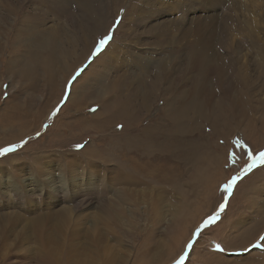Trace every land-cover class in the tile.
Returning a JSON list of instances; mask_svg holds the SVG:
<instances>
[{"label": "rangeland", "instance_id": "1", "mask_svg": "<svg viewBox=\"0 0 264 264\" xmlns=\"http://www.w3.org/2000/svg\"><path fill=\"white\" fill-rule=\"evenodd\" d=\"M19 1L15 7L11 0H0L4 9L0 149L14 146L13 151L0 153V215L5 214L4 220L19 216L29 223L45 210L55 211L61 227L57 236L68 241L65 245L73 247L75 255L66 264H177L187 249L179 264H264V0L245 1L248 7L243 0H212L211 6L206 0H86L93 19L86 16L84 24L90 29L87 37L96 41L92 46L85 45L84 34L72 20L82 10L79 0H64L73 16L40 10L45 3ZM32 5L40 13L27 27L19 22ZM238 5L249 12L237 13ZM211 8L235 23L227 27L218 15L216 23L207 24ZM100 17L104 19L102 28L93 33ZM156 23L170 27L167 39L179 37L178 24L187 31L189 24L205 25L203 36L208 34V42L216 37L214 44H206L209 59L227 64L226 82L230 83L227 79L233 72L244 79L225 96L242 100L247 94L243 112L233 99L240 109L226 105L230 101L222 98L219 89L214 94L208 91L217 85L211 77L203 82L211 100H203L201 114L182 116L184 130L181 127L168 136L169 119L163 105L171 103L177 91L165 96V88L156 78L183 45L173 39L152 44L153 38L146 32ZM219 24L224 25L223 36L215 29ZM51 33L60 45L55 50L47 44ZM220 36L225 44L222 48L218 46ZM104 37L108 39L101 46ZM71 38L77 39L72 43ZM190 39L195 41L197 36ZM178 56L186 59L182 53ZM172 66L177 68V64ZM181 70L185 80L192 77L190 81L196 82L195 72L185 75L183 64ZM137 77L141 84L129 105L130 120H115L110 111L102 110L103 104L115 103L121 93H130L126 87L111 93L109 88L115 87L111 80L125 85ZM189 87L187 84L184 90ZM220 99L232 109L227 121L220 116L226 106L220 109L213 103ZM233 180L230 192L225 191ZM212 216L216 219L192 240ZM4 220L0 222V264H39L41 254L32 257L30 248L34 241L15 238L12 233H18L20 227L10 236L8 223L12 220ZM98 234L99 243L94 244L90 240ZM59 259L57 263H63Z\"/></svg>", "mask_w": 264, "mask_h": 264}, {"label": "bare ground", "instance_id": "2", "mask_svg": "<svg viewBox=\"0 0 264 264\" xmlns=\"http://www.w3.org/2000/svg\"><path fill=\"white\" fill-rule=\"evenodd\" d=\"M13 2V4L15 5V7L19 4V0H11ZM25 2H27V0H23ZM38 2L39 4H43L45 3L46 5H43L41 6L40 10L41 9H45V11L47 13H50V11L52 12H56V11H63V13H66V14H70L73 16V13H70L69 9H67V3L64 1V0H31L30 2L32 3H35V2ZM56 1V2H55ZM159 1V0H158ZM207 1V2H206ZM205 2L207 3V6H211L212 5V0H206ZM234 1V0H233ZM245 1H249V0H243V2ZM86 0H79V7L82 6V10L80 12H78V14L76 16H73L72 20L75 22V27L77 30L81 31L83 34H84V38H83V41H85V45L86 46H89V45H93L96 41H92L91 40V37H87L90 29H87L85 24H84V18L86 16L90 17L91 19L92 16L88 13V7L86 5ZM157 2V1H156ZM196 2V1H195ZM204 2V1H203ZM225 2V1H224ZM243 2H239L240 5L243 4ZM184 3V2H183ZM222 3V1H221ZM37 4V3H36ZM152 4V3H151ZM199 4V3H198ZM201 4V3H200ZM229 4V3H228ZM233 4V3H232ZM246 4V2H245ZM262 4V3H261ZM260 4V5H261ZM30 5V3H29ZM227 5V4H225ZM230 5V4H229ZM235 5V4H234ZM244 5V4H243ZM27 6V5H26ZM206 6V7H207ZM246 6L248 7V4H246ZM250 6V4H249ZM264 6V5H263ZM37 7V6H36ZM187 7V6H186ZM205 7V6H203ZM220 7L221 8H226V7H223L221 4H220ZM231 7V6H230ZM241 6H237L236 7V12L238 13L239 11H242L243 9L240 8ZM245 7V8H247ZM38 8V7H37ZM263 8V7H262ZM191 9V8H190ZM216 9V7H215ZM215 9H210V13L208 14L210 16V19L206 20L207 24H210L212 22L211 25H213V23H216V16L218 15H221L223 16L222 17V22L225 23L228 26H230L231 24H234V23H231V20L229 18V16H225L223 13H215ZM234 9V7H233ZM31 12H27V10L24 12L25 15L22 14V17L20 19V22L19 23H26L27 24V27L30 26L32 23H34V21L36 22L37 20V16L39 15L38 11L39 9H36L33 5L31 7ZM117 10V9H116ZM182 10L184 11V8L182 6ZM187 10V9H186ZM246 9H244L243 11L248 13L249 11H245ZM12 11L11 9H9V12ZM194 12V11H192ZM56 14V13H55ZM3 15H4V9L3 7L1 6V3H0V26H1V22L3 21ZM184 15H185V12H184ZM191 16V15H190ZM200 17V16H199ZM208 17V16H207ZM9 18V16L7 17ZM29 19V20H28ZM180 19V18H179ZM202 19V18H200ZM197 20V19H195ZM204 20V18H203ZM104 19L102 17L99 18V20H97L96 24H95V28H94V31L93 33L95 32V30H100L102 28V23H103ZM183 21L185 22H188L186 18L183 19ZM192 21V20H191ZM68 22V20H67ZM190 22V21H189ZM202 22V20H201ZM205 22V20H204ZM38 23H39V20H38ZM246 24L249 25V23L245 22ZM3 24V23H2ZM23 25V24H22ZM21 25V26H22ZM100 27L98 28L97 26ZM184 25V24H183ZM187 25V24H186ZM184 25V26H186ZM25 26V25H24ZM32 26V25H31ZM223 26L222 24H219V25H215V29H219V32L220 31H224L223 30ZM164 27V29H163ZM189 27V30L191 31V33H189L185 28H182L180 24H178L177 27H175V29H178L179 30V37H177L176 39L174 38H169L167 39L166 37L169 36L167 35L169 32H167L168 30H170L169 28L170 27H166L164 26L163 24H157L154 25L153 27L149 28L148 31L146 32L147 34L150 35V37H152L155 42L153 41L152 39V44L156 43V45L158 44H164L166 41H169L170 39H173L172 42H177V41H182V48L180 50H178V52L173 55V58H172V64L173 65H176L177 64V68H172V64L169 62L168 65H164L163 68H161L163 70L162 74L156 78V82L157 84H161L164 88H165V96H170V95H174V91L176 90L177 92H175V94L177 96H174L171 98V103H168V104H164L163 105V109L166 113V116L168 117L169 119V126L167 127V133H168V136L171 137V133L174 132V133H177L176 130L181 128L182 127V130H184L183 126L185 125V123H182L184 122V119L182 121V116L184 115H187L189 113H198L199 112V108H200V105H202L201 103L203 102V100H209V98L211 97V92L208 93V91H212V94H214V90L217 91V89H219L224 95H223V99H229L228 103L229 104H226V105H230L232 106L231 108L232 109H240L239 106L241 107V109L239 110V112H243L244 109L247 107V94H245L244 96V93H243V98L242 100H239V99H236L235 97L233 98H226L225 96L226 95H229V89L233 86L235 88L236 86V83H240L242 82L243 80H241L239 77H237V75H235V73L233 72V74L227 79L230 81V83L226 82L225 81V78L226 76H224L227 72V64L224 63V65L222 66V63L219 65L220 61L218 62H212V58L209 59L208 57V50L206 52V44L207 46H211L212 44H214L216 42V37H214L211 42H208L210 39L208 37V34H205L203 36V29H205V25H201V23H196L193 25L192 24H189L187 26V28ZM226 27V28H227ZM213 28V27H212ZM224 28V29H226ZM21 29V28H20ZM23 30V29H22ZM93 30V29H92ZM19 31V30H18ZM39 31V30H38ZM76 31V30H75ZM218 31V30H217ZM20 32V31H19ZM31 32H33L31 30ZM59 32V30H58ZM213 32V31H212ZM16 33V32H15ZM17 34V33H16ZM34 34V33H32ZM219 34L222 35V33L220 32ZM22 35V33H21ZM39 35V34H37ZM42 35V34H41ZM63 35V34H62ZM193 35L197 36V40L195 41H192L193 39H190V40H187L188 38H191L193 37ZM210 35V34H209ZM25 36V34L23 35ZM22 36V37H23ZM223 36V35H222ZM16 37V36H15ZM21 37V38H22ZM27 37V36H26ZM42 37V36H41ZM72 37V36H71ZM218 37V36H217ZM224 38V37H223ZM24 39V38H23ZM47 39V38H46ZM45 39V40H46ZM73 38H71L72 40ZM77 38H74L72 43L74 42V40H76ZM90 39V41H89ZM16 40H19V39H16ZM33 41V40H32ZM14 42V41H13ZM57 37H56V34L54 33H51L50 36H48V40H47V44L49 45L50 49L51 50H55V48L57 46H60L58 45L57 43ZM91 42V43H90ZM171 42V43H172ZM22 43V42H20ZM24 43V42H23ZM59 43V42H58ZM179 43V42H178ZM44 44V43H43ZM57 44V46H56ZM219 44L218 45L219 47H224V41L221 39V36L219 38ZM27 46V45H25ZM36 46V45H35ZM39 46V45H38ZM46 46V44H45ZM91 46H90V49H91ZM179 46V45H178ZM14 47V46H13ZM47 48V47H46ZM211 48V47H210ZM214 48V47H213ZM16 49V48H15ZM14 51H17L15 50ZM31 49V48H30ZM37 50V49H36ZM49 50V49H48ZM50 50V51H51ZM184 50H187L184 51ZM214 50V49H213ZM46 51V49H45ZM184 51V52H183ZM13 52V51H12ZM28 52V51H27ZM33 52V50H32ZM16 53V52H15ZM14 53V54H15ZM47 53V52H46ZM171 53V52H170ZM178 53H182L183 56H185L186 59L182 60V57L178 56ZM187 53V54H186ZM208 53V54H207ZM41 54V53H40ZM225 54V53H224ZM258 56H260V52L257 53ZM210 55V54H209ZM18 57V55H16ZM20 56V55H19ZM29 56V55H28ZM35 56V55H34ZM60 56V55H59ZM171 56V55H170ZM32 57V55L30 56ZM41 57V56H40ZM65 57V56H64ZM19 58V57H18ZM39 58V57H38ZM165 58V56H164ZM32 59V58H30ZM38 60V59H37ZM162 60V59H161ZM164 60V59H163ZM232 61V60H231ZM179 62H181L183 65H184V68H185V75L187 72H195L197 74V79H196V82L194 83L193 80L190 81V79H192V77H189L188 80H185L184 78V75L182 73V70H181V65L182 64H179ZM24 63V62H23ZM53 63V62H52ZM38 64V63H36ZM186 64V66H185ZM33 65V64H32ZM48 65L51 66L52 68V65L49 63ZM171 65V66H170ZM180 65V66H179ZM47 66V64H46ZM45 67V66H44ZM183 67V66H182ZM234 68V67H233ZM45 69V68H44ZM230 69V68H229ZM22 70V69H21ZM30 70V68H29ZM38 70V69H37ZM48 70V69H47ZM23 71V70H22ZM50 71V69H49ZM33 72V70H32ZM31 72V73H32ZM52 72V70H51ZM50 72V73H51ZM46 73V72H45ZM48 73V72H47ZM237 73V72H236ZM26 74V73H25ZM52 74V73H51ZM54 74V73H53ZM190 74V73H189ZM36 76V74H34ZM46 75V74H45ZM103 75V74H101ZM51 77V75H49ZM56 76V75H54ZM38 77V76H37ZM214 78L215 80V83L217 81V85L215 87H211L212 89H209L208 91L206 90V88L204 87L203 85V82H205L206 80L209 81L210 79ZM56 78V77H55ZM30 79V78H29ZM57 79V78H56ZM55 79V80H56ZM54 80V78L52 79ZM51 80V81H52ZM122 80V79H121ZM41 81V80H40ZM50 81V80H49ZM48 81V82H49ZM57 81V80H56ZM54 81V82H56ZM113 81V85H115L114 88L110 87L109 90L111 91V93L119 90V91H124L125 87L126 89H128V92L130 93L129 95H125L123 93H121V95L119 97L121 98H124V99H120L119 97H117L118 99H114L116 102L113 103V101L108 104V103H102L103 106L105 107H102L104 109H102L104 112H109V115L113 116L112 118L115 119V117H119V118H122V121L125 120L126 122H128L131 118L130 116V111H129V105L131 103H133L135 100V98H137L138 96V87H139V83L141 84V82L138 81V77L135 78L134 80H130L128 81L125 85H122L117 79L115 80H111ZM212 81V80H211ZM34 82V81H33ZM48 82H44L46 84H48ZM38 83V81H37ZM52 83V82H51ZM145 83V82H144ZM143 83V84H144ZM165 83V85H164ZM190 84L191 87L188 88V90H184V89H187L186 88V85L187 84ZM53 84V83H52ZM207 84L208 82H206V87H207ZM245 81L243 82V86L245 85ZM31 85V84H30ZM146 85V83H145ZM38 86V85H37ZM49 86V84H48ZM32 87V86H31ZM51 87V86H49ZM55 87H56V84H55ZM59 87V86H58ZM109 86H107L108 88ZM53 88V86H52ZM208 88V87H207ZM233 88V90H234ZM232 89V88H231ZM35 90V89H34ZM37 90V89H36ZM35 90V91H36ZM56 90V89H55ZM74 90V89H73ZM232 90V91H233ZM82 91V90H81ZM52 92V91H51ZM61 92V91H60ZM84 92H87V90H85ZM152 92V90H151ZM89 93V92H88ZM167 93V94H166ZM218 93V91H217ZM34 94V92H33ZM85 94V93H84ZM87 94V93H86ZM85 94V95H86ZM94 94V93H93ZM92 94V95H93ZM96 94V93H95ZM94 94V96H95ZM120 94V92H119ZM163 94V95H164ZM52 95V94H51ZM91 95V94H90ZM93 96V97H94ZM99 96L100 95H97L96 97H98L99 99ZM102 96V95H101ZM162 96V95H161ZM70 97V96H69ZM199 97L201 98L200 100V103H199ZM242 97V96H241ZM89 98V97H88ZM103 99V97H101ZM177 98H179V101L176 102V100H178ZM96 99V98H95ZM126 99V102H124ZM232 99L239 105H236V103L234 101H232ZM84 100V99H83ZM82 100V101H83ZM87 100V99H86ZM93 100V99H92ZM97 100V99H96ZM104 100V99H103ZM103 100L101 102H103ZM166 100V99H165ZM225 100H221L220 101H217L216 103L213 102L215 105H218V107L221 109L223 107V105H225ZM35 101V100H34ZM80 101V100H79ZM81 101V102H82ZM89 101V100H87ZM216 101V100H215ZM223 103H222V102ZM100 102V101H99ZM98 102V103H99ZM213 105V106H215ZM225 105V106H226ZM229 106H226V108L224 107L223 110H220V113H221V117H223L224 119H226L225 121H227L228 118H230V114L231 113V109ZM98 110V109H97ZM112 110V111H111ZM100 111V110H99ZM102 111V112H103ZM163 111V113H164ZM202 111V110H201ZM204 111V110H203ZM97 112V111H96ZM100 112V113H102ZM214 112V111H213ZM219 112V111H218ZM99 113V112H98ZM199 114H201L199 112ZM218 114V113H217ZM93 116L96 115L94 112L92 114ZM98 115V114H97ZM107 115V114H106ZM165 115V114H163ZM215 115V113H214ZM160 116V115H159ZM189 116V115H188ZM186 116V117H188ZM235 116V115H234ZM241 116V115H240ZM135 116H133L134 118ZM137 117V116H136ZM166 117V118H167ZM202 117V116H201ZM238 117V116H236ZM111 118V117H109ZM190 118V117H189ZM188 118V119H189ZM212 118V117H211ZM117 119V118H116ZM115 119V120H116ZM187 119V120H188ZM191 119V118H190ZM189 119V120H190ZM203 119V118H201ZM231 119L234 120V118L231 117ZM186 120V121H187ZM239 120L238 118L236 119V121ZM135 121V120H134ZM192 121V120H191ZM208 121V120H207ZM162 122V121H161ZM188 122V121H187ZM210 122H212L210 120ZM209 122V123H210ZM231 122V121H230ZM158 123V122H157ZM164 122H162L163 124ZM172 123V124H170ZM225 123V122H224ZM227 123V122H226ZM156 124V123H155ZM184 124V125H183ZM201 124V123H199ZM234 124V123H233ZM238 124V123H236ZM188 124H186L187 126ZM202 125V124H201ZM213 125V124H212ZM103 126V125H102ZM153 126V125H151ZM157 126V125H156ZM198 126V125H197ZM235 126V125H234ZM148 127V126H147ZM166 127V126H165ZM190 126H188L189 128ZM194 127V126H193ZM201 127V126H200ZM229 127V126H228ZM164 128V127H162ZM187 128V129H188ZM230 128V127H229ZM147 129H150L149 127ZM154 129V128H153ZM165 129V128H164ZM186 129V128H185ZM152 130V128H151ZM160 130V129H159ZM158 130V131H159ZM198 130V129H197ZM146 131V130H145ZM187 130H185L183 132L186 133ZM163 132V131H162ZM180 132V131H179ZM147 133V132H146ZM153 133V132H152ZM161 133V131H160ZM155 135V133H153ZM158 134V132H157ZM173 134V133H172ZM149 136V135H148ZM155 137V136H154ZM166 137V136H165ZM178 137V136H176ZM150 138V137H149ZM145 139V138H144ZM154 139V138H153ZM170 139V138H169ZM181 139V138H180ZM178 139V140H180ZM171 140V139H170ZM173 140V139H172ZM142 142V141H141ZM164 142V140H163ZM172 142V141H171ZM167 143V142H166ZM190 143V142H189ZM199 143V142H198ZM132 144V143H131ZM135 144V143H133ZM146 144V143H145ZM192 144V143H191ZM190 144V145H191ZM147 145V144H146ZM170 146H172L171 144H169ZM187 145V143H186ZM205 145V144H204ZM138 146V145H137ZM162 146V144H161ZM136 147V146H135ZM139 147V146H138ZM146 147V146H145ZM160 149L162 147H159ZM192 148V147H191ZM197 148V147H196ZM144 150V149H143ZM189 151V150H188ZM196 151V150H195ZM190 152V151H189ZM192 152V151H191ZM193 154V153H192ZM208 154V153H207ZM214 156V155H212ZM210 157V156H209ZM214 158V157H213ZM209 160V159H208ZM116 163V162H115ZM106 207L104 206V209ZM65 212V210L63 211V213ZM55 211L53 212V210H48V211H44L42 213H39L33 217L30 218V222L27 223L25 222V220L22 219V217H19V216H13L12 218H6L5 219V214L3 215H0V222L2 220H4L5 222L7 221V223L9 222V220L11 219L12 221H10L8 224L10 226V229H9V235L10 233L14 232V230L17 228V227H20L19 229V232L17 233H12V235L16 238L18 237L19 241H24L26 242L27 240L29 239H32L34 241V246H31L30 248L33 250V256L35 255V253H40L41 256H38V260H37V263L39 264H58L57 262H61L60 259H59V256L64 260L63 263H59V264H66L68 262L69 259H72L74 258V252H73V247L69 246V245H65V244H68V241L65 239L64 241H61L60 238L57 236V234L61 231V227L59 226V222L56 218V215L54 214ZM70 213V212H69ZM19 215V214H17ZM24 224H28V225H24ZM2 224L0 223V226ZM56 225L58 227V229L56 228ZM3 228V226H1ZM1 228V229H2ZM99 228V227H98ZM57 229V230H56ZM5 230V229H4ZM98 230V229H97ZM2 231V230H1ZM58 231V233H57ZM8 234V233H7ZM97 235V233H96ZM11 236V235H10ZM251 236V235H250ZM7 238V235L6 237L2 238V241H4L5 239ZM91 242H94V244L96 243H99V234H98V238L94 237V240H90ZM88 242V241H87ZM4 243V242H3ZM91 244V243H90ZM89 244V245H90ZM87 245V246H89ZM90 247V246H89ZM97 247V246H96ZM95 247V249H96ZM85 248V247H84ZM87 250L89 249L88 247H86ZM92 249V248H91ZM90 249V252L91 251H94V250H91ZM98 250V249H97ZM64 252L66 254H64ZM89 252V254H90ZM95 252V251H94ZM108 253V252H107ZM84 254L86 255L85 259H84V262H87V258L89 255H87V252L86 250L84 249ZM245 254V253H244ZM74 255V256H73ZM260 257V256H259ZM264 258V257H263ZM65 262V263H64ZM116 262V261H114ZM112 263V261H111ZM264 263V262H263ZM254 264V262H253Z\"/></svg>", "mask_w": 264, "mask_h": 264}, {"label": "snow or ice", "instance_id": "3", "mask_svg": "<svg viewBox=\"0 0 264 264\" xmlns=\"http://www.w3.org/2000/svg\"><path fill=\"white\" fill-rule=\"evenodd\" d=\"M108 38L107 37H104L102 38L100 41H99V45H104L106 43V40ZM237 143H239V141H237ZM14 150V146L13 147H10V148H5V149H0V153H7V152H11ZM261 160L262 162H264V153H261ZM254 162V161H253ZM235 183V180L231 181L230 183H228L227 185H225V191H228L232 188L233 184ZM223 205H221V209H223ZM216 219L215 216L213 217H210L208 221L205 222V224L209 223V222H212ZM262 241H264V237L261 238ZM255 247H261V244H256L254 245ZM218 248L220 247L219 245L217 246ZM222 250V249H221ZM184 257L182 256L181 257V260H183Z\"/></svg>", "mask_w": 264, "mask_h": 264}, {"label": "water", "instance_id": "4", "mask_svg": "<svg viewBox=\"0 0 264 264\" xmlns=\"http://www.w3.org/2000/svg\"><path fill=\"white\" fill-rule=\"evenodd\" d=\"M229 192H230V190H229ZM227 198V197H226ZM213 217V216H212ZM210 218V217H209ZM209 218L206 220V221H208L209 220ZM205 221V222H206ZM205 222H204V224L203 225H201L197 230H196V232L194 233V235H193V238H192V240H194L195 239V237L197 236V232L200 230V229H202V228H204V227H206V226H208L209 225V223H207V224H205ZM192 242V241H191ZM191 242H190V244H191ZM189 244V245H190ZM188 251H189V249H187L186 251H185V253H184V255H183V257H186L187 256V254H188ZM181 262V260L180 261H178V263L177 264H179Z\"/></svg>", "mask_w": 264, "mask_h": 264}, {"label": "clouds", "instance_id": "5", "mask_svg": "<svg viewBox=\"0 0 264 264\" xmlns=\"http://www.w3.org/2000/svg\"><path fill=\"white\" fill-rule=\"evenodd\" d=\"M257 248H260V247H257Z\"/></svg>", "mask_w": 264, "mask_h": 264}]
</instances>
